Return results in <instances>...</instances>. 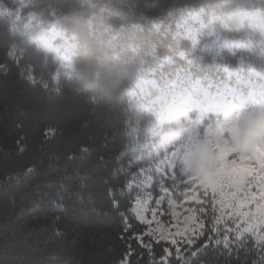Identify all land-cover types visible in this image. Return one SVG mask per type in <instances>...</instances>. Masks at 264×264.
I'll return each mask as SVG.
<instances>
[{
  "label": "trees",
  "instance_id": "16d2710c",
  "mask_svg": "<svg viewBox=\"0 0 264 264\" xmlns=\"http://www.w3.org/2000/svg\"><path fill=\"white\" fill-rule=\"evenodd\" d=\"M0 2L70 38L76 73L55 86L54 56L0 16V264H264V223L253 217L264 200L249 178L228 190L231 206L207 187L202 231L175 243L133 211L130 183L151 126L128 95L138 79L178 69L222 79L264 57L258 38L219 19L213 35L193 20L221 14L229 0ZM217 36L239 45L218 47Z\"/></svg>",
  "mask_w": 264,
  "mask_h": 264
},
{
  "label": "clouds",
  "instance_id": "9594fccd",
  "mask_svg": "<svg viewBox=\"0 0 264 264\" xmlns=\"http://www.w3.org/2000/svg\"><path fill=\"white\" fill-rule=\"evenodd\" d=\"M218 19L221 29L264 44V0H229ZM254 64L222 79L178 69L140 93L161 147L174 151L184 175L219 192L228 206L229 189L242 190L249 176L264 181V57ZM253 217L264 223V203Z\"/></svg>",
  "mask_w": 264,
  "mask_h": 264
},
{
  "label": "rangeland",
  "instance_id": "374dc122",
  "mask_svg": "<svg viewBox=\"0 0 264 264\" xmlns=\"http://www.w3.org/2000/svg\"><path fill=\"white\" fill-rule=\"evenodd\" d=\"M227 10L221 14L223 15ZM221 14L211 16L208 21L201 12L193 14L192 18L199 23V27L210 28V33L216 35L212 22L218 20ZM0 16L11 19L14 33L29 37L37 49L54 56L57 62L52 76L55 86L63 79L71 81L75 77L71 59L75 44L59 28L44 22L38 16L24 19L16 9L2 2H0ZM216 41L218 47L230 48L239 45L237 41L221 40L219 36L216 37ZM10 51L15 59L20 58L24 53L22 47L17 45H13ZM28 75L31 79L37 80L33 72L29 71ZM161 81L162 79L159 80L153 74L139 78L136 85L128 91L133 105L147 111L141 103V89L151 87L152 82L159 84ZM141 140L144 163L130 183L134 191L135 216L149 227L151 233L166 241L175 243L178 239L197 235L203 229L201 206L206 203L207 187L199 180L186 176L180 171L174 163V151L161 147L159 137L151 126L144 131ZM252 166L258 167L255 161L252 162ZM248 178L252 183L250 188L257 186V193L261 195L264 181L256 182L253 176Z\"/></svg>",
  "mask_w": 264,
  "mask_h": 264
}]
</instances>
